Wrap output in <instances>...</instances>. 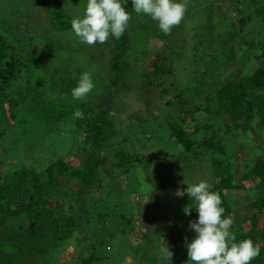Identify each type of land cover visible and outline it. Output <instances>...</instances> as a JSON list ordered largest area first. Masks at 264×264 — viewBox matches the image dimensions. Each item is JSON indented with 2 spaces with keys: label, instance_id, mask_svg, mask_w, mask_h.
<instances>
[{
  "label": "trees",
  "instance_id": "16d2710c",
  "mask_svg": "<svg viewBox=\"0 0 264 264\" xmlns=\"http://www.w3.org/2000/svg\"><path fill=\"white\" fill-rule=\"evenodd\" d=\"M246 2L252 8L250 13L242 15L238 11L234 18L222 19L226 26L221 43L235 38L245 22L250 24L252 34L256 32L261 38L255 36L248 42L237 40L234 53L229 55L216 46L219 63L214 59L208 60L207 64L194 53L205 44L208 47L214 45L211 25L198 30L200 37L192 45L187 43L188 33L181 30L182 22L176 26V36H164L160 30L150 29L146 46L139 52L136 46L130 45L132 36L126 31L119 40H114L109 51L111 58L103 90L105 95L96 103L91 100L92 95L83 101H72V87L58 89V95L68 97L69 102L56 104V97L54 101H44L41 90L36 88L38 82L26 79L21 82L29 75L28 67H39L36 47L28 48L22 39L8 40L0 33V137L14 124L21 126V133L26 136L37 133L41 126L51 129L54 122L65 118L73 126L71 146L82 155L81 161L56 158L40 171L19 167L9 174L0 173V264H48L52 252L73 235L78 238L76 243L80 249L77 251V264H115L111 261L112 256L101 254L98 249L103 235L108 241L111 238L104 227L105 219H111L116 214L108 206L103 207L101 214L95 208L101 206L96 197L100 196L105 185H114L113 177L116 175L125 180L138 164L137 151L128 150L131 148L127 147L130 145L129 138L127 134L120 135L115 120L124 110L129 111L126 116L129 120H136L134 125L130 122L123 125L129 136L134 135L133 138H136L139 128L149 130L151 126L147 125L161 120L159 118L164 119L157 126L167 131L171 146L176 148L169 166L180 174L174 194L166 200L168 204L174 202L179 209L190 204L192 206L191 214L187 217L172 216L164 209L156 208L153 236L148 235L143 240L142 232L138 237L142 245H133L132 255L153 264L157 260V251L164 247V243L177 255L182 244L186 245L195 238L194 230L189 227V222L198 215L195 201H190L186 193L183 197L175 193L177 189L184 190L192 184L186 178H194L191 170L199 167L207 170L206 181L212 185L211 191L221 194L225 217H232V213L241 207L250 209L249 214H241L238 219H233L231 231L236 236V242L250 238L259 245L260 255L250 264H264V158L258 149L259 141L253 142L254 147L249 150L238 141L244 132L252 135L256 128L259 130L264 125V26L258 24L254 33L251 26L253 17L264 18V0H244L245 5ZM240 3V0H234L236 8ZM39 6L45 22L53 31L71 29V19L58 1L44 0ZM125 7L132 17L136 16L132 0H127ZM208 17V23L212 22V15ZM235 22L238 23L236 30L233 28ZM227 26H231V29ZM183 51H193L187 55L191 58L192 68L186 69L182 65L184 62L180 59ZM244 63L248 65L244 72L227 69L229 64ZM194 67L198 68L194 70ZM177 76L188 79L185 85L178 83ZM135 78L136 81L132 80ZM154 91L152 99H162L168 107L167 113L164 114L159 104L150 105L149 93ZM24 99L31 100L32 106L25 104ZM122 103L125 109L120 106ZM137 103L145 104V109L138 110L140 105ZM18 107L32 113L35 118H28L24 125L19 119L22 110ZM152 108L157 113L151 114L150 118L148 111ZM77 109L83 111L84 119L73 118ZM200 111L206 115L202 120L195 117ZM118 135L120 139H117ZM250 140L254 139L250 136ZM136 145L135 149L144 147ZM234 147L244 158L240 167L236 163L237 152L233 153L232 150ZM3 152L0 147V155L3 156ZM113 173L116 175L112 176ZM60 179H63L62 184ZM202 179L198 178L193 183ZM50 197L59 199L58 208L54 207L55 202L52 203ZM61 202H65L64 206ZM138 213L135 208L133 214ZM16 220H21V223L18 224ZM172 226H175L174 231ZM123 242L120 240L118 243ZM9 245L12 248L6 251L5 247ZM119 252L122 257L126 256L125 250ZM160 264H168L164 256Z\"/></svg>",
  "mask_w": 264,
  "mask_h": 264
},
{
  "label": "rangeland",
  "instance_id": "374dc122",
  "mask_svg": "<svg viewBox=\"0 0 264 264\" xmlns=\"http://www.w3.org/2000/svg\"><path fill=\"white\" fill-rule=\"evenodd\" d=\"M41 1L44 0H0L1 35L8 40L22 39L27 43L28 48H30V46L36 47L38 57L36 63L39 67H28L29 75L22 79L21 82H24L25 79L30 82H38L36 88L41 90V96L44 101H54L56 97V104L60 101L66 103L69 102L67 99L68 97H60L58 95V89H67V87H72L71 89H73L74 86H77L81 74L87 71L91 73L95 87L86 99H89L92 95L91 100L95 103L97 101L100 102L101 98L105 95L103 90L106 87L105 84L108 77L107 67L111 58L109 51L112 49L115 41L110 38L109 41L104 44L98 42L95 46H89L87 44H82L71 29L62 32L53 31L45 22L39 6ZM56 1L60 3L61 8L71 20L76 16L82 17L87 5V0ZM177 2H182V0H177ZM240 2V6L236 8L234 0H188L187 12L184 19L181 21V30L184 33H188L187 43L191 45L194 44L196 41L195 39L200 37L197 33L198 30H203L204 26L207 28L211 25L213 29L211 36L214 40V45L210 44V47H208V45L205 44L194 52L198 58H202L207 64L209 62L208 60L214 59L219 63L220 60L216 57L218 52H215L216 46L220 47L222 53L229 55L234 53L237 40L248 42L255 36L261 38L255 31L258 29V24L264 26V18L253 17L251 26L255 34H252L250 24L245 22V26L237 31L238 34L235 38H230L228 41L221 43L223 29L226 26L223 25L222 19H232L238 11L243 13L242 15L248 14L252 9L247 2L245 5L244 0H240ZM211 8H213V10ZM134 14L138 18L136 16L131 18L127 31L132 36L130 45L136 46V50L139 52L141 48L146 46V37L151 31L150 29H157V31L160 29L158 27V22L153 21L150 16ZM8 15L10 16L8 17ZM210 15H212L210 19L212 22L208 23V16ZM216 22H219V26ZM227 27L231 29V26ZM233 28L235 30L238 28L237 22L233 24ZM160 32L162 33L161 30ZM177 33L178 28L176 29V26H174L171 30V35L176 36ZM164 36L167 35L164 34ZM192 53L193 51L189 53L183 51V57L180 61H182V63L184 62L182 65H184L186 69L192 68L191 58L187 57V55ZM247 67V63L243 65L229 64L227 69L234 72L238 70L244 72ZM195 68L198 67H194V70ZM237 75L238 74H235V76ZM132 80L136 81V78ZM187 80L188 79L183 80V78L177 76V81L181 85H185ZM132 94L133 96L135 95V93ZM149 94L151 101L150 105L153 104L154 106V103L156 105L159 104L164 114L167 113L168 107L163 103L162 99L160 101L152 99V95L155 94V91ZM129 96L132 98V95ZM24 103L32 106L31 100L28 101V99H24ZM137 104L140 105L139 103ZM120 106H122V109L126 108L123 103L120 104ZM145 107V104L140 105L138 110L145 109ZM18 109L22 110L19 107ZM153 110L152 108V110L148 111V117L151 118V114L157 113ZM128 112L127 110L122 111L120 118L115 120L117 127L120 129V135L122 133L127 134L126 136L129 138L130 145L127 147L131 148L128 150L137 151L138 155H136V158L138 159V164L134 166V170L132 169L129 172L125 180L119 175H116V173H113L112 176L116 175L113 177L114 185L110 187L109 184H106L102 192H100V196L96 197L101 204L100 207L95 208L96 212L101 214L103 207L108 206V208L113 209V213L116 214L111 219H105L104 227L108 229L107 233L111 234V238L108 241V238L104 239L103 235L98 251L101 254L106 253L112 256L111 261L115 264H147L138 260L136 255H132L131 249L133 245L137 246L141 243L138 237L142 235V232L144 235L143 240H146L148 235L150 237L153 236L152 226H155L153 218L157 213L155 212L156 208L161 210L164 209V211L169 212V215L172 216L187 217V215L184 213V207L180 209L176 208L174 202L168 204L166 200L168 196L174 194L175 184L180 180V174L178 171L171 170L173 168L169 166V161L174 159L172 152L173 150L176 151V148L171 146L172 142L168 138L167 131L157 126V124H161L162 121L164 122V119L159 118L161 120H157L152 125H147L151 126L149 130L148 128H139L138 133H136V138H133L134 135L131 134L129 136L128 131H125L123 126L129 122L133 123V125L136 123V120H132L131 118L129 120L126 117L128 116ZM31 114L24 111V108L21 111L19 119L24 122V125L28 118H35ZM195 115L199 120L206 117L205 113L202 111ZM32 133L33 134L25 136L21 133V126L14 124L0 137V147H2L4 151L3 156L2 154L0 155L1 174H9L19 167H30L35 171H40L48 162L60 157L66 160L77 159L81 161L82 155L80 151H77V148L75 149V147L71 146L73 145L72 138H74V131L71 121L68 119L64 118L62 120H57L54 122L51 129H46L41 126L37 129V133ZM250 134V132H244L241 134L238 141L242 143L246 150L254 147L253 142L257 143L259 141V143H257L259 145L258 149L264 158V125L261 126L259 130L256 128L252 135ZM120 135L117 136V139H120ZM250 136L254 140H250ZM134 139H136V142ZM136 144L144 145V147L135 149ZM232 150L233 153L237 152L236 147ZM246 150L243 152L247 153L248 151ZM235 158L237 166L240 167L244 160L241 152H237ZM169 170L171 171L169 172ZM191 171L194 178H186L189 183L195 184L193 182H196L198 178H203L202 180L208 178L206 169L195 167ZM197 173L201 175H196ZM235 178L237 181L236 176ZM59 182L62 184L63 179H60ZM70 187L72 188V185H70ZM49 200L52 203L55 202V208L59 207L58 198L50 197ZM64 204L65 202H61V205L64 206ZM121 208L123 209L121 210ZM135 208L139 211L138 215L133 214ZM249 213V208L241 207L232 213V218L238 219L241 214ZM197 219L198 215L196 217L194 216V220ZM16 222L19 224L21 220H16ZM174 225L176 226V224ZM143 226L146 228H144L145 230L142 229ZM175 226L171 227L173 231L175 230ZM145 233H147L146 237ZM73 237H75V235H73ZM73 237L52 252L48 264H66V262L78 263L77 251H80L76 243L78 238ZM120 240L124 242L119 244L118 242ZM153 247L154 245L152 244L151 248ZM5 248L6 251H10L12 247L9 245ZM122 249L126 251L125 257H122L119 252ZM151 250L154 249H150V251ZM157 252H159L156 255L157 260L153 264H160L164 256L160 248ZM105 259L106 262H108L107 258ZM173 259L171 264H186L188 256L185 244L181 245L177 255H174Z\"/></svg>",
  "mask_w": 264,
  "mask_h": 264
},
{
  "label": "clouds",
  "instance_id": "9594fccd",
  "mask_svg": "<svg viewBox=\"0 0 264 264\" xmlns=\"http://www.w3.org/2000/svg\"><path fill=\"white\" fill-rule=\"evenodd\" d=\"M127 0H87L83 16L71 20V30L82 44L95 46L104 44L109 39L119 40L127 31L132 13L126 11ZM188 0H132V8L137 15L150 16L158 22V27L165 35H170L174 26H178L187 12ZM91 73L81 74L78 84L71 90L73 101H83L94 89ZM85 114L77 109L74 119H84ZM212 185L201 180L187 185L184 190L177 189L176 195L185 193L190 201H195L198 219L189 222V227L196 233L190 243H186L188 260L186 264H250L259 257L261 248L252 239L236 242L231 231L234 220L224 216L221 194L211 191ZM191 204L184 207L185 215H190ZM163 240V239H162ZM164 243V241H163ZM168 264H171L173 252L164 243L161 249Z\"/></svg>",
  "mask_w": 264,
  "mask_h": 264
}]
</instances>
